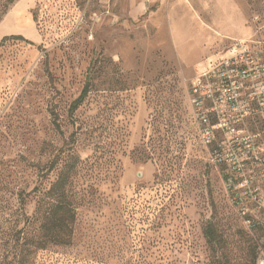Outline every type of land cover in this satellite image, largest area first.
I'll use <instances>...</instances> for the list:
<instances>
[{"label": "rangeland", "instance_id": "obj_1", "mask_svg": "<svg viewBox=\"0 0 264 264\" xmlns=\"http://www.w3.org/2000/svg\"><path fill=\"white\" fill-rule=\"evenodd\" d=\"M234 45L264 48V0H0V264H257L187 94Z\"/></svg>", "mask_w": 264, "mask_h": 264}, {"label": "built area", "instance_id": "obj_2", "mask_svg": "<svg viewBox=\"0 0 264 264\" xmlns=\"http://www.w3.org/2000/svg\"><path fill=\"white\" fill-rule=\"evenodd\" d=\"M187 94L198 142L229 205L253 229L264 223V48L234 45L195 70Z\"/></svg>", "mask_w": 264, "mask_h": 264}, {"label": "trees", "instance_id": "obj_3", "mask_svg": "<svg viewBox=\"0 0 264 264\" xmlns=\"http://www.w3.org/2000/svg\"><path fill=\"white\" fill-rule=\"evenodd\" d=\"M8 39L22 40V38L19 36H9V37L3 38V40H8ZM88 92H89V82L86 79L80 94L75 100L71 102L69 106V109H68L69 115H72L78 109V107L83 103ZM53 125L56 130H59V126L55 120L53 121ZM52 166H53V163L51 164L50 168H52ZM67 184H68V178L61 174L49 191L51 200L56 201V203H53L52 206H50L51 209L49 211V215L55 218V221L59 225L58 227L60 229L63 228L62 225L66 223V221H69L70 223H72L73 218H74V213L69 203L66 202L65 200H60L61 198H64L65 189H66ZM65 226L67 228V225ZM204 235L209 245L213 247L214 242H215V238H214L215 230L212 224L206 225L204 229ZM211 250L213 251L214 249H211Z\"/></svg>", "mask_w": 264, "mask_h": 264}]
</instances>
